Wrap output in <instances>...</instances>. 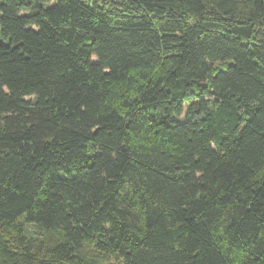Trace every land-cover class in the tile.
Wrapping results in <instances>:
<instances>
[{
    "label": "trees",
    "instance_id": "1",
    "mask_svg": "<svg viewBox=\"0 0 264 264\" xmlns=\"http://www.w3.org/2000/svg\"><path fill=\"white\" fill-rule=\"evenodd\" d=\"M0 264H264V0H0Z\"/></svg>",
    "mask_w": 264,
    "mask_h": 264
}]
</instances>
